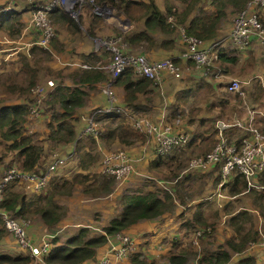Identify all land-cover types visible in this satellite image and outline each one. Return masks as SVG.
<instances>
[{"label": "crops", "instance_id": "0c3cea01", "mask_svg": "<svg viewBox=\"0 0 264 264\" xmlns=\"http://www.w3.org/2000/svg\"><path fill=\"white\" fill-rule=\"evenodd\" d=\"M36 1L38 0H0L1 5H8V7L10 8V13H8L10 14L9 18L8 19L6 18L5 20L0 21L1 22L0 29H3L5 27L4 29L5 31L3 32H6V33H2L1 32L2 30H0V74L2 72L7 71L9 68L11 70L10 71L11 73L17 70L15 68V65H13V62L17 61V54L22 55L23 58H25V61H27V58H29V56H31L35 51H38L39 49L43 48V47H39L36 45H32L30 43L32 40L33 32L26 30V25L28 23V19L30 16V9H31L32 3ZM153 1L160 10L163 9L161 0H153ZM196 1H198L197 2L198 5L196 4L198 7H196L195 5ZM196 1L194 5L192 6V8L190 9V11L186 12L185 16H181L180 13L185 10L186 3L188 2V0L186 1L172 0L171 1V4L173 5L175 12L178 14L177 16H181L182 22L175 24V30L172 33L163 32L155 28L146 29V32L148 33V35L152 39H154L155 41L154 44L146 45L144 42H141L140 44H129L126 41H124L122 39L123 35L125 36L133 32L143 30L144 24H143V18L139 20H135V21L130 20L121 11H118L119 13L115 14V16L118 15V17H115V19L111 21L110 26L108 28V30H110V33H107L106 35L113 37L114 34H119L118 36L121 39V45L119 44V42H117V44L122 48L121 51L123 52H126V53L136 52V53L144 54L147 58L152 59V60L169 58L176 65H178V67L181 69V72H180V75L182 76L181 80L178 79L177 81V79H173L169 75H164L162 81L159 84H156V85L150 84L146 88V91H148L147 93L151 95L152 98L155 97V109L158 115L155 119L156 120L162 119V122H164V124L169 128L171 133L182 131V132H185L188 136V140L185 143V145L184 144L180 145L181 147L178 146L179 148L176 146L173 147L166 154H164L165 156L166 155L175 156L178 154V152L186 150L188 145L194 144L197 142H200L199 148L197 149L200 153L208 150V148L210 147V143L212 142L211 138H214L216 136V139H217L216 133H217L218 127L216 125L218 123H224V124L230 125L225 128L223 127L224 130H227L229 132L230 138L232 137H231V130L229 129H232V127L233 129H241L242 132L244 131V128H238L236 126H231V124L235 122H238L240 125L244 127L250 126L254 128L256 131L260 130L263 135L262 142H263V148H264V49H262L260 45L258 44V42L253 38L251 39L249 46L246 48H242V49L230 43V41L227 38V33L230 30V26L227 24L225 26H221V25L223 23L222 21H225L224 19L226 15L231 14L235 8H233L231 4H226L222 8L224 16L218 22L217 32L219 34L215 36L214 40L217 39L220 42L219 50L221 51V53L226 54L228 57H234V62H230L226 58H223L220 60L213 59L208 72L193 67V64L190 61H186L185 59L181 58L179 55L180 50L183 49V43L181 41V37L179 34V28H183L192 16L200 14V13L209 14V13L214 12L215 10L214 0H196ZM104 4L105 3L101 5L103 6ZM60 10L62 11V9ZM260 16H261L262 22L264 23V8L260 12ZM85 19L88 20V23H85V24L86 26L87 25L89 26L91 33L90 34L85 33L84 36L86 39L85 40L83 39V41H80L82 45L80 44V42L77 43V39H73V43H75L74 46L75 48H77V50L74 52V54L72 53L74 61L72 62V65H70V67L67 68L73 71V75L72 76L70 75V78L67 81L63 82L62 84L72 87L75 85V83H78L75 73L80 72V64L84 62L85 64H88L89 66H92L93 68L98 69L99 71H102L103 73H105L106 78L100 82H93V83L85 82V83L79 84L80 87L85 92V96L83 99V105L77 108V110H75L77 114H79V116L87 115V113H89L95 107H106L108 105L107 97L105 93L102 91V87H103V84L109 80V73L105 69H103V67H100L102 65L97 64V62H100L101 64L102 63L104 64L107 62L105 58L106 53L104 52L102 53L100 51H94L90 44L91 36L96 35V30H97V28L94 30L95 26L93 24L97 23V21H99L100 18L98 16L88 14V17H86ZM53 20L60 21L59 19H57V17L53 18ZM15 22H16V25H11ZM63 24L67 26L65 23ZM91 25H93L92 29L90 27ZM14 26L19 27V30L15 29V32L18 31L19 33L11 32ZM223 33H225L226 35H223ZM168 40L171 42V44L163 45V46L159 44V42L161 41H168ZM204 41L206 43H210L213 40L207 39ZM49 49L50 48H48V50ZM89 53H90V56L88 60L84 61V56ZM188 64H190L191 66H188ZM20 66L22 65L19 64V68ZM23 66L24 68L31 69L34 72L38 70V67L31 65L29 62L27 65L23 64ZM60 67L61 66H59V68ZM188 70H193L194 71L193 73H195L196 75H191ZM185 72H187V75L190 74L188 76L196 79V81L192 80L190 84L196 85L198 89H201V88L202 89L207 88L208 90L209 89H219V90L224 89L225 94L237 93V92H227L225 90V86L228 84L230 80L239 78V80L238 79L237 80L240 82L241 94L237 93V95L239 94L240 96H243V97L241 99L239 98V104L235 105L237 110L233 109L231 110V113L228 114L229 115L228 121L224 122L225 119L221 120V119H217V117L216 119L214 118L213 120V117H210L211 112H216L215 109H217V104H215L214 101L210 100L209 97L207 100H204L205 102H208V105L205 107L206 112H202V113L200 112L198 114L196 113L193 117L190 116L188 118H186L187 115L185 114L184 116H181V120H179L180 118L178 119L177 115H179L178 113L183 108L181 99L183 98L188 99L187 94H185L183 97V94H181V92L183 90H188L190 88L189 87L185 89L186 81L182 79ZM63 74H65V71H63ZM36 76L38 77V75ZM48 79L49 78H45L42 81H38L39 85H43L45 89L47 90V92L52 90L53 86L56 85V82L51 79L52 81L51 80L50 81L53 83V86L52 87L47 86L45 83L46 81H48ZM33 81H34V76H33ZM242 85L244 87H242ZM111 92H112V98H113L112 104L115 107H119V108L127 110L125 107H122L124 106L123 100H122L123 91L119 86L115 85L114 81L111 84ZM147 93H144V95ZM176 93H179L178 98H176ZM139 95L137 97L136 105L139 102ZM144 95H140V96L143 97ZM156 99H162V102L164 104H161L160 106L157 105ZM217 101L219 102L221 106H225V105L228 106V105L234 104L232 97H229V96H226L221 100L218 99ZM166 102H167V105H165ZM15 103H26L27 104V100L26 99L23 100V98H18L16 95L15 96H8V95L3 96L2 94L0 95V106L15 104ZM169 106L171 107V109L175 108L176 112L173 113L172 110H169ZM238 108L241 109L240 114H238ZM199 109L200 107L197 109V112ZM219 113L220 114L224 113V111L221 109ZM119 115H122V114H119ZM41 118H42V115L40 114L35 118H30L29 116L26 117V121H28V119H31L30 126L32 127V131H34L37 124L40 123ZM207 121L211 122L213 127L209 126L207 127V129L205 130L203 129L202 131H200L199 129H202L204 127L203 126L204 123H206ZM81 128L83 127L81 126L80 127L77 126L76 128L74 127L76 133L78 131L80 132ZM240 138H241V135L234 140L233 138L232 139L228 138V141L233 144H238ZM204 144H209V145H204ZM132 147L133 146L125 147L124 151H126L127 153L126 152L125 153L129 155L131 158H134V161L132 162V164L135 169H133V172L127 178H125L120 183V185L124 186V185H128L132 183L133 188H136L135 190H138L142 188L141 185H145V184L142 183L140 185V183L137 182V185H136L134 180L140 181L141 177L146 175V173L150 172L148 171L150 169H159L158 160H162L165 156L162 155L163 157H160V159L154 161L153 154L147 153L144 148V145H141L140 147H134V148ZM56 148L58 149V152L60 153L62 149L64 150L63 152L67 156V157H63L64 159L66 158L65 163L67 160L69 161L72 159L71 151L74 148V144H72L71 142L63 143V144L61 143V144H57ZM174 148H177V149L174 150ZM54 155L57 156L59 154L54 153L51 157H53ZM42 158H43V155L42 157H40L39 161L37 162L36 170L38 173H33L35 175H41L45 171L46 165L49 160L42 161ZM156 158L158 157L156 156ZM65 163L59 166L55 171H53V174L57 176L58 174H61L62 171L67 172ZM170 164H171L170 162L167 163V165H170ZM145 168L147 170L144 171L143 169ZM165 168H166L165 172L167 173L169 168L167 167ZM138 169H140V171ZM185 172L186 174L183 175L181 179V184L179 185L177 181L179 176L171 177L172 179L169 178V180L165 181V186L163 188L165 191L168 192V193L166 192V194L171 199L172 209L170 211L162 213L160 216H163V215L168 216L167 219L165 218L164 220L161 221L158 218L160 216H158L151 220H139L121 232L122 234L132 239L135 245V251L139 250L137 254H134L137 256L138 260H140L139 262L136 259L137 262L141 264H146L147 261L144 259H149V260H152L153 258L155 260L159 259L158 252H162V249H166L162 244H159V240L162 238V236H165V235H160V232H163V234L167 232V235H169V237L168 236L166 237H168L169 239L178 238V236H176L175 234L178 233L180 223H183L186 220L189 223L191 222L196 223L197 217L204 218L206 217L208 213H211V214L214 213L215 210H216V214L219 215L222 202L225 203L229 201V204H230V203L236 202L237 199H240V200H243L245 204L243 208L241 206L233 207V209L230 212H225L223 214L228 213L227 215H233L237 213V211H244L246 212V215L249 218H253V216L256 214L254 203L250 200L251 196L248 195L247 197H244V194L246 193L249 194L250 188H253V187L248 188L245 184L244 188H242L241 191L234 193L233 188L239 187L236 179L235 180L233 179L234 176H236V174L231 173L225 180H221L220 175H219V163L217 162L209 163L203 168L185 169ZM198 179L200 180L199 183L201 184L200 186L201 190L199 189L200 193L198 195L194 197H189L186 201H183L184 202L183 204L181 201L182 195L180 197L177 196L174 198L171 196L172 193L173 194L176 192L179 194L183 193L186 188L192 187L193 184H198L197 183ZM16 180L17 181L15 183H18V184L24 183L25 195L27 197H30L32 195V194L30 195L32 191L36 193V192H39L45 189L44 187H42L41 188L42 190H35L33 181H25L21 179H16ZM255 181L259 185V187L256 189H259V191H263L264 190V169L259 171V173L256 175ZM45 184L47 185V183ZM156 184L159 185L160 180H156ZM231 185H233V188L230 187ZM234 189H237V188H234ZM144 190H145L144 188L141 189V191H144ZM146 190H151V189L147 188ZM253 197L255 199L258 197H263V194L257 193V195ZM177 207L181 209H186V212L183 213V211L178 210ZM211 208H213V212H210ZM120 211L121 209H118L115 213L110 214V216H106V218L98 222L100 224V227H94V226H85V227L88 228L90 234L93 233L92 235H97V234H94L93 232L94 230L98 231V234H100L102 233L101 228L105 226L112 217L119 214ZM177 216L178 218H176ZM259 223L261 224L260 221ZM71 226L77 227L78 225L72 224ZM74 227H72L73 229H70V227L64 223L61 226V228H48L44 225L42 226L40 224H34L33 222H31L25 226V230H26L27 236L34 243V245H38L40 241L42 240L43 236H45L46 238L49 237V240L52 237H56L59 239L60 238L65 239L68 236H70L71 235L70 233L76 229ZM263 227H264V224H263ZM89 228H91L93 231L90 230ZM253 228H252L251 233L255 232L257 234L258 233L257 230H259L258 227L253 226ZM5 231L3 232L4 234L0 236V255H8V256L11 255L12 257L17 256L16 253H18V251H22V249H20L17 246L12 236L7 231H6L7 233ZM182 231L183 230H181V232ZM235 237H236V232L234 231V235L231 236L230 238H235ZM115 242H116L115 237L113 235L109 236L106 239V241L103 243V245L97 248L94 257L90 260H93L95 257L102 255L104 252L107 251L109 246H111ZM246 250L249 252L248 257H251L253 259L254 261L253 264H264L262 262L264 260V251L256 243H252L247 248L244 247L239 252L230 251L232 255L228 251L230 254V257L226 263L229 264L231 262L232 256H235V258L236 256H238V259L241 257H247ZM147 254H149V256H147ZM196 255L198 256L199 259L200 257L204 256L203 254L199 255V253H197ZM25 256L28 257V262L27 263L25 262L24 264H34L32 260L30 259V256H28V254ZM131 258L126 256L122 258L118 264H136L131 260ZM167 258L163 262H156V263L153 262V263L167 264Z\"/></svg>", "mask_w": 264, "mask_h": 264}, {"label": "rangeland", "instance_id": "374dc122", "mask_svg": "<svg viewBox=\"0 0 264 264\" xmlns=\"http://www.w3.org/2000/svg\"><path fill=\"white\" fill-rule=\"evenodd\" d=\"M161 1H162V5H164V0H161ZM191 1L192 0H188V3H191ZM197 2L198 1H196L195 5L197 4ZM197 5L196 7H198ZM242 7L243 6H241L240 8ZM56 8L62 9L63 12L65 11L61 7L55 6L54 9ZM95 8H97V10ZM118 11L120 10H117L116 8L108 4L106 5L104 4L103 6L101 5L94 6L91 4V1H86L82 3L80 6L76 7L73 10V13L65 11L67 15H69L74 21L78 23L79 31L77 32H71L67 28V26H65L60 21H54L51 15L49 14L48 16L49 22L53 29V36L48 41L49 46L47 45V49L41 48L38 51H35L31 56H29V58H27V61H25V58H23L22 55L17 54V61L13 62V65H15V68L17 70L11 73L10 72L11 70L9 68L7 71L2 72L0 74V95L1 94L3 96L5 95L15 96L16 95L18 98H23V100L26 99L29 105V103H31L33 100L32 89L35 86L39 85L38 81H42L45 78H49L48 80H51V79L54 80L56 82V85L53 86V89L57 85H63L62 83L67 81L70 78V75L71 76L73 75V71L70 69H67L70 67V65H72V62L74 61L72 53L74 54V52L77 50V48H75L74 46L75 43H73V39H77V43L80 41H83V39L84 40L86 39L84 35L85 33L88 32L89 26L88 25L86 26L85 23H88V20L85 18L88 17V14H92L100 18V20L97 21V23L93 24L95 26L94 30L96 28L97 30H96V35L91 36L90 44L94 51H100L102 53L103 52L106 53L105 58H106V61L108 62L110 58V54L105 50V48L101 45V43L104 41L106 36L111 37L106 34L110 33V30H108V28L110 26L111 21L114 20L115 17H118V15L115 16L116 13H119ZM235 12L232 11L231 14L226 15L224 19L225 21H222L223 23L221 26H225L227 24L231 28L232 20L234 18ZM11 25H16V22ZM93 25L90 26L91 29ZM4 29L5 27L3 29H0L2 30L1 31L2 33H6V32H3L5 31ZM15 29L19 30V27L14 26L11 32L17 33L18 31L15 32ZM118 35L119 34H114L113 37H118ZM223 35H226V34L223 33ZM119 44L121 45V39L119 40ZM48 48L50 49L48 50ZM118 48L122 50L120 46ZM129 53L134 54L136 52H129ZM28 62L31 65L38 67V70L34 72L31 69L24 68L23 64L27 65ZM106 63L101 64L100 62H97L98 65H102V66H104ZM19 64L22 65L20 66V68H19ZM59 66L61 67L59 68ZM188 66H191V65L188 64ZM80 69H86V68L81 67ZM63 71H65V74H63ZM188 71L191 75H196L195 73H193L194 72L193 70H188ZM31 75H34V84L29 87L28 80L29 78H31ZM36 75H38V77ZM188 75H187V72H185L182 79L186 81L185 89L189 87L190 88L188 90H183L181 92V94H183V97L185 94H187L188 99H185V98L181 99L183 108L178 113L179 115H177L178 119L180 118L179 120H181V116H184L185 114L187 115L186 118H188L190 116L193 117L196 113L198 114L200 112L201 113L206 112L205 107L208 105V102H205L204 100H207L209 97L210 100L214 101L215 104H217V109H218V110L215 109L216 112H211L210 117H213V120L214 118L216 119L217 117V119H221V120L225 119L224 122L228 121L229 120L228 114L231 113V110L236 109L235 105L239 104V98L241 99L243 96H240L239 94L237 95V93L225 94L224 89H220V90L219 89H209L208 90L207 88L198 89L196 85L190 84L192 80L196 81V79ZM181 77L182 76H180L179 80H181ZM237 79L239 80V78ZM242 87L244 86L242 85ZM52 90H50L49 92H46V94H49ZM140 95H144V93H141ZM140 95H139V102L137 103V105L131 106L132 108L126 107V109L130 111L131 114H135V116L137 117H145L150 122H155L156 121L155 118L158 116L156 113V109H155V97L152 98V96L149 95L148 93L145 94L143 97ZM178 96H179V93H176V98H178ZM226 96L232 97L234 104L228 105V106L227 105L221 106L217 100L218 99L221 100ZM45 101H46V98L44 101L40 102L42 103L40 105V108L42 107V110L46 106L44 104ZM156 102H157V105L159 106L161 104H164L162 102V99H156ZM165 105H167V102ZM199 107L200 109L197 112V109ZM221 109L224 111V113L220 114L219 111ZM169 110H172L173 113L176 112L175 108L171 109L170 106H169ZM42 112L44 113L41 114L42 118L40 120V123L37 124L34 131H32V127L30 126L31 119H28V121L24 123L25 133L29 134L31 136V139L35 143L42 146V149H43L42 161L50 160L51 156L54 153L59 154L57 156L61 155L60 157H67L66 154L63 152L64 151L63 149L60 153L58 152V149L56 148L57 145L56 146L50 145V142L48 141V138H47V130L44 125V122L46 120V115L48 113H46L45 111H42ZM240 112H241V109L238 108V114H240ZM81 116H79V114H77L76 111L73 113V118L76 120L75 128L77 126L83 127L82 126L83 121L80 118ZM121 117H123L124 124L125 125L127 124L129 125V127H131L136 137H133L132 135H124L120 132V130L118 129V125H117V123H119L118 117L111 118V119L106 118L105 120L104 118L100 119L98 122L100 126L98 134L94 138L91 136L94 139V143L91 144L90 140L86 137L87 135L81 134L79 131L76 133L75 141L71 142L72 144H74V148L71 151L72 161L69 160L70 161L69 162L67 160L65 163L67 172L62 171L61 174H58L59 176L57 175L58 177L53 173H52L53 176L52 174H49L46 180L47 185L44 184L43 186L45 189L42 191L36 192V193H34L33 191L30 193V195L32 194L31 196L45 195L50 192L51 183L61 184L62 181L64 180H70L72 175L76 173H81L82 175L87 176L88 179L85 180L83 183L74 182L72 184L69 194L67 195L56 194L54 196L55 201L63 207L64 214L57 221V224L55 226L53 225L48 228H61V226L64 223L67 224L70 227V229H73L72 227H74V226H71L72 224L78 225L77 227L76 226L74 227L76 229H78L79 227H85V226L100 227V224L98 222L106 218V216H110V214L115 213L118 209L122 208L121 204H119L120 203L119 196H121L125 190L136 191L135 190L136 188H133L132 183L128 185H124V186L120 185L119 183L115 181V179H111L109 175L107 176L106 173L103 172L102 160L105 157V155L112 153V152H118V151L126 152L124 151L125 147L133 146L132 148H134V147H140L141 145H144L146 152L153 154L154 161L160 159V157L165 156V155L159 156L155 154L154 142H153L152 136L146 132H143L142 130H138L134 128L132 125V122H131L132 120L130 116L122 114L119 116V118L122 119ZM203 126L204 127L202 129H199L200 131H202L203 129L204 130L207 129V127L209 126H212V123L207 121L206 123H204ZM229 130H231V137L233 138V140L238 138L240 135L242 136L244 134V132H242L241 129H233L232 127V129H229ZM224 131H225V133H223L224 136L227 139L228 138L232 139L229 137V132L227 130H224ZM258 131L261 134V136H263L261 131L260 130ZM177 132L182 133V131H177ZM99 134H102L103 136L99 138L98 137ZM122 139H124L127 142H122ZM211 140L212 142L210 143V147L208 148V151H210L212 146H214V144L217 142L216 136L214 138H211ZM199 145H200V142L190 144L187 146L186 150L178 152V154L175 156L166 155L162 160H158L159 169L148 170L150 172L146 173V175H148L150 178L143 176L141 177L140 181L134 180L135 184L137 185V182H139L140 185L144 183L145 185H141L142 187L141 189L144 188L145 189L144 191H146V189L149 188L151 189V191L156 192L160 197L166 195L167 191H165L163 188L165 186V181L169 180V178L172 179L171 177L179 176L177 179L178 185L181 184V179L183 175L186 174L185 169L187 168L186 166H187L188 159L192 156H198L199 154H201L197 150L199 148ZM204 145H209V144H204ZM75 146H81L79 151L76 150ZM6 147H7L6 143H0V176L2 175V172L6 171L9 167H13V166L16 167L15 163L13 162L14 153L8 151ZM175 149L177 148H174V150ZM205 152L206 151L202 153H205ZM83 153H87V154H83ZM79 155H82L83 162L87 164L88 167L86 169L82 170L75 164V162L77 163L78 161ZM156 156L158 158H156ZM168 162H170L171 164L167 165ZM165 167L169 168L167 173L165 172V169H166ZM138 170L140 171V169ZM143 170L145 171L147 169L145 168ZM231 173L238 174L236 171H232ZM156 180H160L159 185L156 184ZM199 181L200 180L198 179L197 181L198 184H193L192 187L186 188L183 193L179 194L176 192L174 194L172 193L171 196L174 198L177 196L180 197L182 195L181 201L183 204L184 203L183 201H186L189 197H194L200 193L199 189L201 190V187H200L201 184L199 183ZM11 182L12 181H10L7 185L12 184ZM103 182L110 185V192L108 193L102 192L101 183ZM13 184H14L13 186H14L15 191H17L18 193L25 194L24 183H20V184L13 183ZM127 191H125L124 193H126ZM257 193L263 194V197H258L255 199L253 196L257 195ZM248 195L251 196L250 200L254 203V208L256 210V214L253 216V218H249L247 215H245V216L239 217L236 220V222L232 221L231 215H227L228 213L227 214H223V213L230 212L233 209V207L241 206L243 208V206H245L244 201L237 199L236 202H233L230 204L228 200H227L228 202H225V203L222 202L219 215L216 214V210H215L214 213L212 214L208 213L206 217L204 218L197 217L196 223L194 222L189 223L187 220L184 221L183 223H180V226H179L180 231L178 230V233L175 234L176 236H178V238L169 239L168 238L169 235H167V232L165 234H163V232H160V235H165V236H162V238L159 240V244H162L166 249H162V252H158L159 259L157 260H155L154 258L152 260L144 259L147 261L146 264H153V262L155 263L163 262L168 257V255L172 253V251L173 253H180L182 251L187 252L188 255L186 257V260H190L191 258L195 257L197 253H199V255L203 254L205 256L208 252L215 250L218 246H222L224 249L230 252L228 248H225L224 242L228 238L234 235L236 225L242 228L241 233L248 231V230L251 232L253 226L258 227L259 229L257 230L258 233L256 234V237L254 239H249L244 245V247L247 248L251 243H255L259 241L260 235H264V227H263V224H264L263 223L264 221V190L259 191V189L250 188L249 194L247 193L244 194V197H247ZM169 208H170L169 209L170 211L172 209V206H169ZM177 209L180 211L182 210L183 213L186 212V209H181L178 207ZM210 212H213V208H211ZM37 217H38L37 215H32L29 218H19V219L23 220L26 225L33 222L34 224H40L43 226V224ZM167 217L168 216L163 215L158 218L162 221L165 218L167 219ZM176 218H178V216ZM259 221L261 222V224L259 223ZM0 228L4 229L1 223H0ZM205 228L209 230L206 231ZM76 229L74 231H76ZM89 229L92 230L91 228ZM196 229H201V230L203 229L205 230V232H203L199 236L198 235L194 236V231ZM181 230L183 231L181 232ZM73 232H71L70 234H72ZM93 232L94 234H98V231L94 230ZM57 241L61 243L64 241V239L57 238ZM138 251L139 250H136L128 254L127 256L131 258L132 255L137 254ZM16 255L21 256V257H26L25 255H27V252L26 251L24 252L23 250L18 251ZM248 255H249V252L246 250V256L248 257ZM147 256H149V254H147ZM136 259L137 261L140 262L137 256H136ZM236 259H238V256H236V258L235 256H232L231 262L229 264H236L237 263ZM262 262L264 263V260ZM6 264H24V263L8 262Z\"/></svg>", "mask_w": 264, "mask_h": 264}, {"label": "trees", "instance_id": "16d2710c", "mask_svg": "<svg viewBox=\"0 0 264 264\" xmlns=\"http://www.w3.org/2000/svg\"><path fill=\"white\" fill-rule=\"evenodd\" d=\"M171 1L172 0H164L162 10L155 5L153 0H93L92 5L99 6L105 3L120 10L130 20H139L143 18L144 29L125 36L123 35L122 39L129 44H140L144 42L146 45H151L154 44L155 41L148 35L146 29L155 28L163 32L172 33L175 30V24L182 22L181 16H185L186 12H189L195 3V0H192L191 3L187 2L185 10L180 13L181 16H177L178 14L175 12ZM245 1L246 0H214V12L209 14L200 13L192 16L183 27V31L186 34L193 35L202 40H214L215 36L218 34V22L224 16L222 8L226 4H231L232 7L235 8L233 10L235 12V10L237 11L238 8L244 5ZM9 15L10 14L2 16L0 21L6 18L8 19ZM50 15L52 19L57 17L60 22L65 23L70 31H79L78 23L60 9H53ZM90 33L91 30L89 29L87 34ZM159 44L163 46L171 44V42L169 40L161 41ZM219 49V46L215 49L216 60L226 58L230 62H234V57H228L226 54L221 53ZM89 56L90 53L85 55L84 61L88 60ZM75 75L78 83H75L72 87L68 85H57L47 94V99L44 102L46 106L43 110L42 107L40 108V115L44 113L42 111L48 113L44 125L51 146L75 141L76 131L74 127L76 120L73 118V113L77 108L83 105L85 96V92L79 84L85 82H100L106 78L105 73L92 66L87 69H80V72L75 73ZM33 76L34 75H31V78L28 80L29 87L34 84ZM114 83L123 91L122 100L124 106L122 107L125 108H132L131 106H135L138 95L147 93L148 91H146V88L151 84L150 80L146 77H134L129 67H126L115 77ZM27 104L15 103L0 106V143H6L7 150L14 153L13 162L17 167L13 166L15 169L24 173H38L36 170L37 162L43 155V149L41 145H38L31 139L29 134L25 133L24 123L28 114ZM118 115L119 114L115 115L114 113H109L105 115L104 120L106 118L111 119L118 117L119 123H117V125L120 132L124 135L136 137L131 127L124 124L123 117L120 119V115ZM102 136V134L98 135L99 138ZM86 137L90 140L91 144L94 143V137L92 138L90 135ZM122 142L127 141L122 139ZM75 148L79 151L81 146H75ZM207 151L208 150H206V152ZM65 160L66 158L64 159V163ZM76 165L82 170L88 167L87 164L83 162L82 155H79ZM109 177L113 179L112 176ZM16 179L17 178H14L11 182L12 184L4 188L0 201V208L10 212L16 218H29L32 215H37V218L43 225L51 227L55 225L64 214L63 207L55 201L54 196L56 194H69L74 182L83 183L88 178L86 175L76 173L72 175L70 180H64L61 184L51 183L49 193L30 197L15 191L13 183L17 181ZM233 179H236L239 187H234L237 189H234L233 185L230 187L233 188L234 193H237L244 188L245 182L239 174H236ZM101 186L103 193L110 192L109 184L103 182ZM119 201L122 207L120 213L112 217L108 223L101 228L102 233L92 235L87 227H79L61 243L57 241L56 237H52L49 240L50 246L44 257L45 263L81 264L85 263V261L88 262L94 257L97 248L103 245L109 236L122 232L139 220L154 219L162 213L169 211V206H172L171 199L167 194L160 197L154 191H141V189L122 193V195L119 196ZM245 215L246 213L244 211H237V213L231 215V219L236 222L239 217ZM241 229L240 226L236 225V237L229 238L224 242L225 247L230 251H241L249 239H254L256 237L255 232L251 233L248 230L241 233ZM3 232L4 229L0 228V236L4 234ZM203 232L205 231H202V233ZM187 255L185 251L176 254L172 253L167 258V264H183ZM229 257V252L222 246H218L215 250L200 257L199 262L201 264H223L229 260ZM131 260L136 263V255H133ZM8 262L27 263L28 257L0 255V264H6ZM253 263L254 261L251 257H241L237 260V264ZM136 264L141 263L137 262Z\"/></svg>", "mask_w": 264, "mask_h": 264}, {"label": "built area", "instance_id": "2783aa9c", "mask_svg": "<svg viewBox=\"0 0 264 264\" xmlns=\"http://www.w3.org/2000/svg\"><path fill=\"white\" fill-rule=\"evenodd\" d=\"M86 1L93 0H38L32 3L30 16L26 25L27 31H32L31 44L46 48L48 41L53 36V29L49 22V14L55 6L63 8L65 11L73 13V10ZM102 6V5H101ZM264 8V0H246L243 7L235 12L232 20V25L227 33V38L230 43L240 49L249 46L251 39H255L260 47L264 49V23L260 19V12ZM97 10V8H95ZM10 8L8 5H0V18L8 13ZM170 19V18H169ZM179 34L183 43V49L180 51V57L186 61H190L193 67L208 72L213 59L216 57L215 49L220 42L216 39L210 43L197 38L193 35L186 34L183 28H179ZM120 37L105 38L101 45L110 54L108 62L103 67L109 73V80L103 84L102 91L105 93L108 101L106 107H95L87 115L81 118L83 128L80 133L95 137L99 132V120L104 118L109 113L124 114L131 117V122L134 128L142 130L152 136L154 142L155 154L162 156L173 147H178L187 142L188 136L185 132L171 133L169 128L162 122V119L150 122L145 117H137L131 114L130 111L115 107L112 104L111 84L115 77L121 73L126 67L131 69L134 77H146L152 85L159 84L164 75H169L173 79L180 78L181 69L171 59L152 60L140 53H126L118 47ZM82 68H90L88 64H80ZM99 67V68H100ZM46 85L53 86V83L48 80ZM227 92H237L241 94L240 82L232 79L225 86ZM44 86L37 85L32 89L33 100L28 105V114L30 118H35L40 114V103L47 99ZM219 124V125H218ZM217 142L212 146L211 150L198 155L192 156L187 161L186 169L203 168L209 163H219L220 179L225 180L232 171L240 174L246 186L258 188L255 178L259 171L264 169V148L261 134L254 128L244 127L238 122L232 123L231 126L244 128V134L241 136L238 144H233L224 136L223 127L230 126L224 123H218ZM79 133V135H80ZM134 158H131L123 151L112 152L102 160L103 172L112 176L117 183H121L133 172ZM64 163V158L54 155L48 161L45 171L41 175L33 173H24L9 167L2 172L0 176V201L2 193L6 185L14 180V178L33 181L35 190L41 188L46 183L49 174H52L59 166ZM150 178L147 175H144ZM0 223L2 227L12 236L17 246L26 251L34 264H46L44 257L50 246L49 237H42L38 245L29 239L25 230V222L16 218L0 208ZM206 231L209 229L205 228ZM201 229L194 231V236L201 235ZM116 242L109 246L106 252L95 257L90 262L82 264H118L119 261L128 254L135 251V245L132 239L124 234L116 233L113 235ZM264 251V235H260L259 241L255 242ZM252 244V243H251ZM250 244V245H251ZM183 264H201L196 255L190 260H186ZM228 264V263H223Z\"/></svg>", "mask_w": 264, "mask_h": 264}, {"label": "clouds", "instance_id": "9594fccd", "mask_svg": "<svg viewBox=\"0 0 264 264\" xmlns=\"http://www.w3.org/2000/svg\"><path fill=\"white\" fill-rule=\"evenodd\" d=\"M0 5H1V4H0ZM8 13H10V11H9ZM8 13L4 14L3 16L7 15Z\"/></svg>", "mask_w": 264, "mask_h": 264}]
</instances>
